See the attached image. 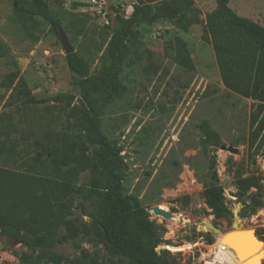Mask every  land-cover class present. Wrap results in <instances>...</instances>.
<instances>
[{
	"label": "rangeland",
	"instance_id": "obj_1",
	"mask_svg": "<svg viewBox=\"0 0 264 264\" xmlns=\"http://www.w3.org/2000/svg\"><path fill=\"white\" fill-rule=\"evenodd\" d=\"M46 1L60 24L55 29L27 11L28 0H0V166L60 179L66 172L76 184L86 185L89 169L72 164L55 170L45 152L79 134L68 117L69 107L79 100L77 77L68 68L58 32H64L94 72L107 62L105 48L113 18L116 14L129 17L137 0H104L101 14L89 0ZM194 1L202 21L216 5V0ZM229 6L264 24V0H230ZM201 27V23L192 24L184 32L172 22L145 14L136 36L127 42L129 54L120 74L122 93L106 99L100 126L122 148L124 192L137 196L145 208L158 205L172 214L165 218L148 210L151 219L165 224L164 238L170 242L156 249L180 252L182 260L191 258L192 264H218L215 245L220 233L251 228L264 243V156H257L255 164L247 161L252 101L223 86L212 47L201 38ZM175 37L185 42L193 69L174 62ZM12 72L16 77H10L8 85ZM65 96L72 97L70 105ZM201 122L219 135L221 145H231L238 152L205 143ZM37 154L42 161L33 169L30 164ZM211 160L231 209L226 218L206 214L202 190L210 181ZM251 172L259 174L261 190L252 188L238 197L236 176ZM251 193L262 201L252 212ZM243 201L251 207L244 210ZM207 221H215L220 233L206 228ZM206 233L214 237L213 243L206 241ZM79 244L80 248L69 242L54 249L66 256L92 250L84 240ZM25 250L19 240L0 235V264H21L19 255ZM261 261L264 264V250Z\"/></svg>",
	"mask_w": 264,
	"mask_h": 264
},
{
	"label": "trees",
	"instance_id": "obj_2",
	"mask_svg": "<svg viewBox=\"0 0 264 264\" xmlns=\"http://www.w3.org/2000/svg\"><path fill=\"white\" fill-rule=\"evenodd\" d=\"M28 1L30 14L40 16L54 29L59 27L46 0ZM229 1L216 0L215 7L202 21L194 0H137L129 17L116 14L113 18L105 48L107 62L97 70L91 72L87 60L77 51L66 54L79 89L78 103L69 107L68 117L79 134L63 139V146L47 147L45 152L53 169L61 171L62 167L75 164L90 170V181L78 185L75 177L66 172L60 179L0 166V235L19 240L26 248L19 255L21 264H192L191 258L183 261L180 252L156 249L170 243L164 238L167 228L163 222L150 218L137 196L124 192L126 164L122 148L103 132L100 117L106 99L122 93L120 74L129 54L127 42L136 36V27L145 14L172 22L184 32L192 24L201 23V38L212 47L223 86L252 101L247 161L255 164L257 156H264V24L239 15ZM172 50L177 65L194 68L181 38L175 37ZM7 77L9 85L16 72ZM65 98L70 105L72 97ZM199 128L205 143L221 145L219 135L206 122H201ZM32 159L30 165L35 169L42 160L38 154ZM209 166L210 181L202 190L206 214L214 219L226 218L231 209L224 188L218 183L213 160ZM259 177L256 172L237 175V196L251 192L252 188L260 191ZM182 199L188 201L187 196ZM250 201L251 208L243 201L244 210L250 208L252 212L262 205L256 193H251ZM76 209L80 214H76ZM212 223L216 225L215 221ZM205 239L209 244L214 242L208 233ZM82 240L91 245V251L81 249L66 256L54 249L69 242L80 248Z\"/></svg>",
	"mask_w": 264,
	"mask_h": 264
},
{
	"label": "bare ground",
	"instance_id": "obj_3",
	"mask_svg": "<svg viewBox=\"0 0 264 264\" xmlns=\"http://www.w3.org/2000/svg\"><path fill=\"white\" fill-rule=\"evenodd\" d=\"M223 234L220 233L216 240L217 246L215 245V258L220 261L218 264H262L264 243L255 238L252 231L239 228L237 232L229 233L222 240ZM223 241L227 242L232 249L223 244ZM204 255L207 254L204 253L203 257Z\"/></svg>",
	"mask_w": 264,
	"mask_h": 264
},
{
	"label": "water",
	"instance_id": "obj_4",
	"mask_svg": "<svg viewBox=\"0 0 264 264\" xmlns=\"http://www.w3.org/2000/svg\"><path fill=\"white\" fill-rule=\"evenodd\" d=\"M58 34H59V38H60V40H61L62 47H63L65 53L67 54V53L73 52L74 50H73L72 46L69 44V42H68V40H67V37H66V35L64 34V32H63L62 30H59ZM220 148H221V149L228 150L229 152H232V153H237V152H238V149L235 148V147H233V146H231V145H227V146L221 145ZM146 210H147V211H148V210H151V211L154 212L155 214H157V215H161V216H163V217H165V218H171V216H172L171 213H169L167 210L161 208V207L158 206V205H154L153 207H148V208H146ZM233 216H234V217H237V208H234V209H233ZM205 227L208 228V229H210V230H211L213 233H215V234L220 233V229H219V227L216 226V225H214V224H213L212 222H210V221H207V222L205 223ZM247 231H252L254 237L257 238L256 233H255L254 230H252L251 228H249V229H247ZM234 232H237V229H236V228H234V229H232V230H229V231L225 232V234H223V236H222V240H224V239L226 238V236H227L229 233H234ZM257 239H258V238H257ZM258 240H259V239H258ZM259 241H261V240H259ZM261 242H262V241H261ZM234 252L237 254V252H236L235 249H234ZM239 258H240V256H239Z\"/></svg>",
	"mask_w": 264,
	"mask_h": 264
},
{
	"label": "built area",
	"instance_id": "obj_5",
	"mask_svg": "<svg viewBox=\"0 0 264 264\" xmlns=\"http://www.w3.org/2000/svg\"><path fill=\"white\" fill-rule=\"evenodd\" d=\"M89 3L91 4L92 8L98 12L102 13L105 10V1L104 0H89ZM204 254V253H203ZM202 254V255H203Z\"/></svg>",
	"mask_w": 264,
	"mask_h": 264
},
{
	"label": "crops",
	"instance_id": "obj_6",
	"mask_svg": "<svg viewBox=\"0 0 264 264\" xmlns=\"http://www.w3.org/2000/svg\"><path fill=\"white\" fill-rule=\"evenodd\" d=\"M262 260V259H261ZM262 262V261H261Z\"/></svg>",
	"mask_w": 264,
	"mask_h": 264
}]
</instances>
